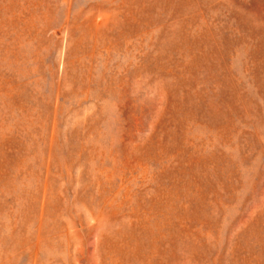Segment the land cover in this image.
Wrapping results in <instances>:
<instances>
[{"label":"rangeland","instance_id":"rangeland-1","mask_svg":"<svg viewBox=\"0 0 264 264\" xmlns=\"http://www.w3.org/2000/svg\"><path fill=\"white\" fill-rule=\"evenodd\" d=\"M0 264H264V0H0Z\"/></svg>","mask_w":264,"mask_h":264}]
</instances>
